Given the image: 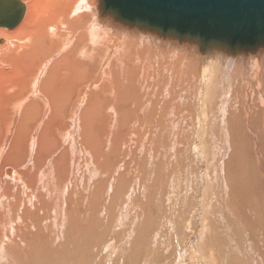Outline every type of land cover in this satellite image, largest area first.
Wrapping results in <instances>:
<instances>
[{
    "label": "rangeland",
    "instance_id": "1",
    "mask_svg": "<svg viewBox=\"0 0 264 264\" xmlns=\"http://www.w3.org/2000/svg\"><path fill=\"white\" fill-rule=\"evenodd\" d=\"M19 1L25 7L21 21L11 29L0 27L6 33L0 35L1 68L11 44H25L21 30L33 2L41 21L47 17L63 35L68 27L78 32L71 27L75 14L63 20L67 0ZM93 3L96 12L97 0ZM108 23L110 37L91 54L98 55L95 66L106 74L103 89L94 94L97 103L51 109L54 115L40 131L57 127L56 150L32 187L21 189L17 180L13 186L5 181L13 178L0 172L5 187L0 194L6 190L0 264H264L262 47L231 58L213 53L214 62L200 65L196 43L162 39L106 17ZM48 39L58 42L53 35ZM111 39L116 43L109 44ZM69 46L67 38L38 83L57 70ZM9 70L0 72L12 74ZM5 83L3 88L11 85ZM25 108L19 120L6 107L11 121L0 127V157L9 149V144L2 149L3 134L11 126L15 134L17 121L23 124L22 114L31 110ZM35 122L24 123L25 133ZM21 145L20 161L10 164L22 166L27 159L29 145ZM50 165L60 179L56 187ZM32 167V161L19 167L18 175L27 180ZM36 182L41 193L35 192ZM47 187L55 190L49 193Z\"/></svg>",
    "mask_w": 264,
    "mask_h": 264
},
{
    "label": "bare ground",
    "instance_id": "2",
    "mask_svg": "<svg viewBox=\"0 0 264 264\" xmlns=\"http://www.w3.org/2000/svg\"><path fill=\"white\" fill-rule=\"evenodd\" d=\"M93 2L94 0H67L66 2L67 9H65L66 15H64L63 20L66 19L67 14L71 15V12L76 15L75 17H73V20L70 19L72 21L71 27L72 28L76 27L78 29V32L75 35L71 32L72 29H70L69 27H68L69 34L63 35L64 34L63 29H59L58 27H57L58 29H56V25H53L51 23L48 24L46 22L48 19L47 17L45 18V21H41L40 19L43 20V17L39 19L40 13L38 14L36 4L34 2L31 3L28 7L27 16L25 17V22H24L25 26H23L25 28V31L23 29L21 30L22 31L21 36L23 39L20 38L21 40L20 42L24 40L25 44L23 43L24 44L23 46H22V43H20L19 45H16L15 43L11 44L12 48L10 47L11 48L10 55L7 57V60L4 66L2 68L0 67V69H5L7 70V72L10 68L13 69L12 74H8L9 72L8 73L0 72L1 74L0 75V127L3 124V122H5L6 126H8L9 121H11V119H6L7 117H5L7 114L6 107L8 105L10 106L11 113L15 117L17 114H19V117H18L19 120H20V114L22 111H24V108L26 107L25 110H27V108L29 107L31 110L30 111L28 110L29 112H25L22 114L23 118H25L23 122L27 123L31 119H34L36 121L34 126L31 128V130L26 133H25L26 126L24 123L22 124V121H19V122L17 121L15 134L11 133V127H12L11 125H13L14 122L13 124L10 125L11 127L9 128V130L6 131V128H5L6 132L4 134L2 133L5 137V139L3 138L5 142H4V146H2V149L3 150L6 149L8 144H9V149L8 151L6 150L7 155H5V152H6L5 151L3 153L4 156L0 157V169H1L0 172H4V175H9L13 178V180L11 181L5 180L7 183L13 184V186H16L17 181H18L19 183L18 185L21 189H23L25 186L27 188L32 187L33 182L37 181L36 177L40 175V169H41V166L44 164V160H47V158L54 152L55 139L57 135V127H54V129L50 130V132L47 134H44L45 131L44 132L40 131L41 126L44 124V120L46 118L48 120V117L50 115L51 116L54 115L51 109L54 110L55 106L56 105L58 106V104L60 103H63V105L68 103L69 105L73 102L74 103L78 102V103L85 104V106H87V104L89 103H97L94 94L96 91H98V89H101V90L103 89V79L105 78L106 80V74L105 76H103L102 67L97 68L95 66V63L97 61L96 57L98 56L97 55L98 54L97 43H100L99 46H102L103 41L105 40L104 38L110 37L108 36L107 32L110 31L111 33V29H110L111 26L109 27V23H108V27L106 24H104V20L106 19V17H102L101 13H98L97 10L96 12H94L96 6L95 7L91 6L94 4ZM19 9L23 12V15H24L25 7L23 4L19 6ZM63 12H64V9H63ZM35 18L41 21V25L38 24ZM48 21L50 22V20ZM43 22H46V23H43ZM128 27L130 28V26ZM66 29H67V26H66ZM59 32H61L62 35H60ZM3 34H6V33L0 32V35H3ZM52 35H53V39L58 40L57 43H55V41L53 40L51 42V39H48V37L51 38ZM62 37H63V41L59 42V39H61ZM67 38H69L70 40V46L66 50V55L64 54V57H62L60 61H58V64H55V66L58 67L57 70H53L52 72H50L48 75L50 77H48L46 80H43L41 84L40 82L38 83L39 76L43 73L45 66H48V63L53 58L54 54L57 53V51H59V54H60V50L62 51V49H64L63 48L64 42ZM106 42L107 41L105 40V43ZM108 43L114 44L116 43V41L111 39V41ZM107 44L105 46H107ZM107 47L109 48V46ZM217 50L220 52L219 53L215 52L213 48H208V50H206L205 52H200L201 55L197 57L199 60V64L205 65V63L207 62L204 63V61H209V60L214 62L213 55H212L213 53L222 54V55L227 54L229 57L231 56V53H225L221 49H218V48ZM94 51L97 52L96 54L97 56H95V58L94 56L91 55ZM260 51H264V47H262ZM112 57L116 60L119 59V57L116 55H113ZM73 64H79V65L76 69H72L73 67L68 68V66H72ZM1 65L2 63H0V66ZM62 65L64 66V68L66 67V69L60 71V67ZM108 73L110 74V75L108 74L109 80H112L113 78L112 74L114 72L111 71ZM5 82L7 83L10 82L11 85L15 87L17 90L15 91V89H13L11 85H9L6 88H3L2 86L4 84L6 85ZM35 97L42 103L38 101V103H35L33 106L31 102H28L32 100L34 101ZM206 97L207 96H205V98ZM202 100L204 101V98ZM87 115H88V112H87ZM86 142L87 141H85V143L83 144L86 145L87 144ZM21 143H26V146L29 145V147L27 148L28 149L27 153H26L27 159H25V162L22 166H20L18 163L10 164L9 162H19L20 157H22V154H24L23 146L21 145ZM29 143H32V144L35 143V145H32V144L30 145ZM45 154L47 155L45 156ZM31 161H32L33 167H32V170L30 171L29 177L27 178V180H25L18 175L19 174L18 168L28 166V164ZM50 167L52 168V172L50 171L48 172L51 175L49 177H50L51 183L56 187V183H58L56 182L58 180L56 170L54 166L50 165ZM36 174L37 176H35ZM14 180H17V181H14ZM58 181L60 182V179ZM9 185L10 184H7L6 187L12 188ZM40 185L41 184L39 183V186ZM39 186L36 182L35 192L37 193H41L40 192L41 188ZM50 188L49 187L46 188V189H49V193L52 190H55V188H51V189ZM0 189L4 190L5 187L1 185ZM5 192L6 190L4 191L3 194H0V206H1V203L3 205L4 199H5L1 195H5ZM15 193L16 192H14V195H16ZM51 208H53L52 210L54 211L53 205L51 206ZM3 243L5 244L6 240H4Z\"/></svg>",
    "mask_w": 264,
    "mask_h": 264
},
{
    "label": "water",
    "instance_id": "3",
    "mask_svg": "<svg viewBox=\"0 0 264 264\" xmlns=\"http://www.w3.org/2000/svg\"><path fill=\"white\" fill-rule=\"evenodd\" d=\"M20 5L0 0V27L11 29L21 21ZM97 11L162 39L196 43L201 52L218 48L237 54L264 47V0H97Z\"/></svg>",
    "mask_w": 264,
    "mask_h": 264
}]
</instances>
